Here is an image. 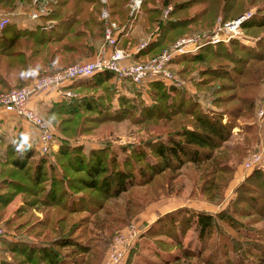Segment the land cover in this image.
Masks as SVG:
<instances>
[{
  "label": "trees",
  "instance_id": "16d2710c",
  "mask_svg": "<svg viewBox=\"0 0 264 264\" xmlns=\"http://www.w3.org/2000/svg\"><path fill=\"white\" fill-rule=\"evenodd\" d=\"M18 1L0 0V9L13 10ZM27 1L31 2V0ZM128 1L107 0V4L104 5L100 0H52L48 4L49 12L42 17L44 22L55 21L51 28L37 26L34 30H21L17 29L14 24L5 26L0 31V93L11 90L12 84L18 86L17 88L26 86L38 77L65 69L82 58L96 55L110 23H117L119 27L116 20H121L124 24L132 20L130 9L129 11L127 9ZM152 1L158 0H143L141 8ZM170 2L173 0H166L163 4L169 5ZM190 2L193 4L191 8L195 6L202 8L198 9V12L190 18H180L181 11L190 9V5L188 6ZM226 4L227 0L222 2L223 11ZM207 7L210 6L206 0H184L176 3L172 12H169L171 19L158 25L157 39L149 42L145 48L135 54L134 60H132L139 62L138 60L154 58L165 50L168 51L169 39L173 38L176 31L185 29L186 23L189 24L190 19L195 23L202 16L200 20H204L212 26L214 18L207 21L209 14ZM104 9L108 11V19L103 18ZM144 12L147 17L143 23L146 22L151 27L159 23L160 9L157 7L148 8ZM247 26V23H244V29ZM204 27H207V24H204ZM175 43L176 41L172 43L171 47ZM231 45L237 46V41H232ZM221 46L207 45L196 54L178 56L173 62L195 63L201 57L219 52ZM257 51L260 56L255 58L254 50L242 47L240 56L239 54L238 58L234 56V60L231 61L236 66L231 70L228 69L227 77L235 83L233 87L238 88L240 93L234 94L231 98H222L232 100L234 104L232 106L235 108L228 114L224 110L204 109L199 100L193 101V96L187 85H168L163 81H154L150 84L149 90L143 92L127 81L121 82L113 72L109 71L73 82L68 89L75 93L78 91L76 93L78 97L66 98L52 104L49 113L59 116L61 115L59 109L62 107L70 109L71 113L87 109L95 113L96 116L93 119L97 124L111 121L123 122L132 118L137 125L145 122L155 124L157 126L155 131L158 134L133 149L138 157L137 162L140 160L145 164L132 163L131 158L120 163L117 161V157L112 156L114 154H109L108 149L104 148V150H90L89 153H85L83 148H65L64 145H59L58 149L48 156L52 161L41 160L36 165L35 172L30 176V183L33 189L44 184V190L37 189L38 197L41 198H37L32 190L28 196L34 199L28 202V205L29 207L41 206L43 217L32 226H28L27 233L30 234L36 228L39 231L34 233V237L30 235L29 237L36 240L41 236L48 239L51 234L55 237L37 245H33L30 238V240L19 239L15 243L11 242V252L22 259L18 264H84L83 257L97 253V251L100 252L95 254V262L92 264H102L103 255L108 250L114 236L130 226L134 218L152 203L158 202L162 198L181 197L186 187L189 186L185 183V179H189V182L193 183L191 198L198 197L206 201L217 198L212 194V191H221V189L227 188L228 185L224 182L235 171L232 166L224 164L225 160L230 159L229 153L232 151L237 153V150H231L227 146L232 138L234 121L242 117L245 118L248 109L252 108L260 99L261 81L259 80L264 75V46L258 47ZM56 62L58 65L54 67ZM257 62L258 65L255 68ZM238 66H245V68H238ZM243 69H246L247 73H244ZM252 73L256 74L250 77ZM175 74L178 79L184 81L182 79L183 72H175ZM124 82L132 86H126ZM101 89L109 92L104 99L107 107L103 105V96L97 100H93L91 97H80L79 90L99 91ZM143 95L148 99H144ZM148 100L150 101L148 102ZM118 102L120 107L116 111L113 103L118 105ZM226 114L227 117H224ZM257 130H259L258 127ZM245 132L250 134L253 140L261 138L259 131L255 133L254 126L247 127ZM248 140V137L244 138L247 145H249ZM0 142H3V139L0 138ZM22 144L21 140H18L15 145ZM12 149L13 144H9L4 152L5 161L0 162L1 166L9 163L13 167L24 169L26 164L19 162L17 158L8 162L7 157L12 154ZM27 152L25 159H30L32 157L31 149L28 148ZM71 155H75L73 156L75 161L70 160L68 163L61 164L64 172L58 174L56 160L59 161V159ZM42 156L47 157V155ZM120 164L123 166L119 167ZM130 166L133 167L131 171H129ZM45 167H47L46 170ZM190 167L197 173L198 182L201 184L196 185V182L189 178V173L186 171L191 169ZM42 169L45 172H42ZM53 171L55 174H52ZM69 171L75 174L85 173L86 177L80 178V187H83V191H92L94 193L92 196L99 198L101 202H96L95 199L85 201V196L79 192L81 188L73 187L71 182L62 178L63 174L70 173ZM0 176L2 175L0 174ZM27 188L31 189L30 186ZM75 190H78L77 192L81 196H74L78 195ZM41 193L43 196L40 195ZM236 193L237 197L232 199L228 208L217 214L183 207L159 217L151 225H143L137 243L128 254L127 263L130 264L132 256L139 253V247H143L146 241L155 244L174 241L178 243L180 236L183 241L193 229L199 233L202 250H194L197 252L191 253L187 250L183 257L186 260L192 257L203 260L201 258L209 249L204 241L211 235H217L219 239H225L231 244L235 243L237 246L232 249L235 251L241 248L242 242L247 243V249L256 250L259 245H262L260 248L264 247V228L251 227L254 225L252 221L256 219L248 223L239 220V217L247 216L245 213H252L264 219V169H255L250 172L240 183ZM123 195H129L126 208L122 212L123 216L113 217L111 212L113 218L110 219V214L107 212L104 217L98 218L96 221L97 227L101 228L102 232L110 230V226L115 231L112 239L104 238L98 242L97 251L90 245V240L79 242L68 235H63V228L69 220L68 213L75 215L86 212L96 215L99 213L98 210H104L103 202L119 199ZM10 199L11 197H8L6 202L0 201V204H9ZM237 204L242 206L234 208ZM245 205L248 208H244ZM244 211L247 212L244 213ZM52 213H54L53 218L50 217ZM224 226L232 230L234 235L227 232ZM76 227L77 225H74L73 230ZM250 243L254 244L253 247H250ZM67 247H73L77 256L71 258L67 254H63L61 249ZM151 249L157 250L153 247ZM244 254L251 256L249 249ZM155 255L161 257L158 252H155ZM214 256L215 253L211 252L204 262L214 264ZM180 261L181 259L178 258L172 263ZM147 262L155 263L153 260H147ZM158 263L161 264V262Z\"/></svg>",
  "mask_w": 264,
  "mask_h": 264
},
{
  "label": "rangeland",
  "instance_id": "374dc122",
  "mask_svg": "<svg viewBox=\"0 0 264 264\" xmlns=\"http://www.w3.org/2000/svg\"><path fill=\"white\" fill-rule=\"evenodd\" d=\"M164 1L166 0L152 1L154 3L151 2L149 4H145L143 8H141L140 12L137 15L133 16L132 20L127 24H124L123 21L121 20H116L123 33L120 46L126 48L128 51H131L133 49H137L136 47L139 45L138 47L139 50L141 46L145 45L144 46L145 48L149 42H151L154 39H157V35L159 34L158 25H162L163 23L168 22L171 19V14L169 12L170 11L172 12L176 3L184 0H173V2H170L169 5H164L163 4ZM206 1L208 2V6H210L209 8L207 7V12H209L207 16V21L209 22L214 18L212 21L214 24L210 26L206 21L200 20L202 16L200 17L199 21L195 23H193L194 20L192 21V19H190L189 24L188 22L186 23L185 29H180L176 31L173 38L169 39V42L167 44L169 45L167 46L168 51L165 50V52L172 51L173 48L176 46V43H178L179 41L189 37H193L195 35L203 36V42L201 44V48L207 45H212V46L222 45L219 52L208 54L206 57H201L198 62L191 64L177 63V62L174 63L173 60L181 55L196 54L198 51L195 53L189 52V53L175 55L174 56L175 58L170 63V68L176 73L180 71L183 72L184 76L182 77V79L184 80L183 82L185 83L184 86L187 85L190 88V93L193 96V101L197 102V100H199L201 106H203L204 109L206 110H210V111L224 110L225 113L228 114L230 110L235 108L234 106H232L234 104L232 100H227L222 98H231L234 96V94H238V92L240 93V91L238 88L233 87L235 83L230 79H228L227 71H229L228 69L231 70V68L236 66L235 64L231 63V61L234 60V56L236 58H238V54L240 56L241 54L240 49H242V47L245 49L247 48L250 50L251 49L254 50L253 54L255 58L260 56V53H258L257 49L261 45L264 46V0H227L226 8L224 11L222 8V2L225 0H206ZM20 2L22 6H25L30 1L26 2L24 0H19V3ZM50 2H52V0H32V6L34 5L35 7L34 10H36L38 13L40 12V9L43 8V10L41 9L42 12L47 14L49 12L48 4ZM106 4L107 2L104 5ZM130 5H131V0L128 1V5H127L128 11L131 8ZM189 5H190L189 10H184L180 12L181 13L179 15L181 16L180 18H190L194 16L193 14L198 12V9L202 8L196 6L194 8L193 7L191 8V6H193L192 2H190L188 6ZM154 7H157L158 9L161 10V14L159 17L160 21L156 25H153L154 27H151L148 26L146 22L143 23L147 17L144 10ZM130 15H131V11H130ZM243 16H247V19L244 20V22L242 23L240 36L230 40L229 42H224L221 40H219L216 43L212 42L211 37L217 33L218 28ZM13 19L14 18H12L11 20ZM52 22L55 23V21ZM244 23H247L248 25L247 28L245 29L243 27ZM204 24H207V27H204ZM45 26L47 28H51V24L47 25L46 23ZM137 27H141V30L145 34L146 38H142V40L140 39L141 41L138 40L134 41V39L130 37L123 38L126 37L128 33L135 30ZM219 37L223 38L224 36H222L221 33ZM234 40L237 41V46L231 45L232 41ZM175 41H176L175 45L171 47L172 43ZM94 56L95 55H93V57ZM91 57L82 58L81 60L73 63L76 64L82 61H87ZM244 57H246V55H244ZM149 59L152 58H146L138 61L145 62L148 61ZM257 65L258 62L255 64V68H257ZM238 68H245V66H238ZM243 71L244 73H247L246 69H243ZM255 74L256 73H252L250 77ZM259 81H261V92H262L264 91V75L263 78L261 77ZM124 85L132 86L127 82H124ZM17 87L18 86H16L15 84H12L10 86V88L12 89ZM136 90L138 89L136 88ZM77 92L78 91H76V93ZM79 92L81 94L80 97L82 98L91 97L93 100H97L99 97L102 98L103 96L102 98L103 105L107 107L106 106L107 103L104 101V99L109 92L103 91L102 89L99 91L79 90ZM143 96L145 99L146 96L145 95ZM262 96H264V93ZM76 97H78L77 94ZM149 101L150 100H148V102ZM262 105H264V97H261L260 95V99L256 101L255 105L252 108L248 107L249 109L246 113V117L245 118L242 117L234 121V126H233L234 128L232 129V138L230 142L227 143L228 144L227 146L231 150H237V153H233V151L229 153L230 159L225 160L224 164H228L229 166H232L235 169V171L224 182L227 183L228 185L227 188L221 189V191H217V190L212 191V194H214L217 198H214L211 201L209 200L206 201L198 197L191 198V190H193L192 189L193 183L192 182L190 183L189 179H185V183L189 186L186 187L181 197L179 196L171 197L174 198V200L162 198L161 199L162 202L159 200L160 203L156 204L155 206L158 207L161 204L163 205L165 204L164 208L165 210H168L178 205H184V206L189 205V206H193L194 208H198L199 210L203 209V211H208L213 214L215 213L217 214L227 209L232 199L237 197L236 191L240 183L243 180H245V178L248 176L250 172H252L245 170L244 168L245 162L248 160L249 157H251L256 153L262 152L264 155V139L260 138L259 140L258 139L253 140L251 138V135L245 132L247 127L254 126L255 133H258L259 130H257V113H258V109ZM113 106L116 109V111H118L120 104L119 102L118 105L117 103H113ZM49 111L50 109L46 111L45 118L47 122L52 126V129L54 131L55 134L54 138H55V143L57 145V149L59 145H64L65 148H78V147L83 148L85 153H89L90 150L108 149L109 154L110 153L114 154L115 156L114 155L112 156L117 157V161H120V163L125 162L126 160L131 158L132 163H136L139 165L143 164L144 163L143 161L139 160L137 162L138 157L133 152V149L138 148L142 142L143 143L147 142L151 140L155 136V134L156 135L158 134L155 131L157 126L151 122H145L137 125L134 123L133 119L130 118L123 122L116 123L111 121L105 123L100 122L99 124H97L94 122L93 119V117L96 116L95 113L90 112L87 109H82L81 111H76V113H71L70 109H66L65 107H62L61 109H59V111H61V115L59 116H54L53 114H51V112L49 113ZM227 114L224 117H227ZM19 131L21 130L19 129ZM19 136L20 135H17V137L15 136L12 140L6 139L5 143L0 142V162L5 161L6 156L4 155V152H6L7 146L9 144H13L12 154L10 155V157H7L8 162H11V160L17 158L19 162L21 163L23 162L24 164H26V167L24 169L15 166L13 167V165L9 163L4 164L3 166H1L2 163L0 164V174L2 175L0 176V180H1L0 201L6 202L8 197H11L10 199L11 202L9 204L7 205L0 204V222L4 224V227L7 232L5 237L0 238V264H6V263L18 264V262L22 260L21 257H19L17 254H13L11 252V245H12L10 244L11 242L15 243L19 239L26 240L30 238L32 240L31 241L29 239L30 242H33V245H37L42 241L47 242L55 237L53 234L49 235L48 239L46 238L44 239L41 236L37 238L38 240L37 241L36 239L29 237V235L33 236L35 232L39 231V229L35 228L30 234L27 233L28 226H32L33 223H35L37 220H40L43 217V208L41 206L38 205V206L29 207L28 202L32 201L34 198L32 199L30 196H28V194L32 192V190H34L33 193H35V196H37V198H41L38 197L37 189L42 188L44 190L43 188L44 184H41V187H37L36 189H33L30 183V178H31L30 176L35 172V167L41 160L52 161V159H50L51 157L48 156L44 157L40 155L36 151L35 143L34 145L30 144L29 140L20 139ZM245 137L246 138L248 137L249 145H247L246 141H244ZM18 140H21L23 144L18 146L15 145L16 141ZM28 148L31 149L32 157L30 159H25V156L28 153L27 152ZM73 156L75 155H71L69 157L59 159V161L56 160V164H57L56 171L58 172V174H62L64 172V169L61 167V164L68 163L70 162V160H72V162L75 161ZM42 157H44V159H41ZM121 166H123V164L119 165V167ZM46 168L47 167H45V170ZM132 169L133 167L130 166L129 171H131ZM42 172L45 171H43L42 169ZM186 172L189 173V178H191L193 181L196 182V185L201 184L200 182H198L197 173L194 172L192 168ZM52 174H55V171H53ZM83 177L84 178L86 177L85 173L75 174L72 172L70 173L66 172L62 176L63 179H65L68 182H71L70 184L73 185V187L75 188L81 186L80 178ZM62 178L61 181H63ZM29 186L31 189L27 188ZM64 186L62 187V189L64 188ZM80 188L81 189H79V192L83 193L82 196H85L86 198L85 201L88 202L89 200L91 201L95 199L96 202H101L99 198L92 196L94 194L92 191L89 190L83 191L82 190L83 187ZM57 190H59V188H57ZM75 191L77 192L78 190ZM74 193L75 192L73 191V194ZM40 195L43 196V193H41ZM74 196L78 197L81 196V194ZM128 196L129 195H123L119 199H113V200H109L108 202L106 201L103 202L104 210L103 211L98 210L99 213H97L96 215L88 214L86 212H81L75 215H71L68 213L69 220L67 225H65L63 228L64 230L63 235L64 236L68 235L70 236V238H73L74 240H78L79 242H85L87 240H90V245L95 248V251H97L96 246L98 242L102 241L104 238H106L107 240L112 239L113 236L115 235L114 234L115 231H113L112 226H110V230L108 229V231L102 232L101 228L97 227L96 221L98 220V218L104 217V215H106L107 212H109L110 214V219L116 216H123L124 213L122 212L126 208ZM206 197L209 198V196ZM236 206L240 208L242 205L237 204L234 206V208ZM157 207H155L156 216H158V214L161 215L160 210H158ZM244 208H248V207L246 206ZM111 212L113 213V217L111 215ZM146 212H151L152 214L153 210L150 211L147 210ZM245 212L247 211H244V213ZM245 215L247 216L239 217V220L241 222L248 223L256 219L257 221L256 220L252 221L254 225L251 227L255 229L264 228V219H261L252 213H245ZM50 217L53 218L54 213H52ZM138 220L139 219L135 217L132 223L130 224V226H127L125 228V229L129 227L137 228L139 233L136 238V243L139 238V235L142 232L140 226L137 225ZM74 225H77V227L74 228L73 230ZM224 228L227 232L232 233L234 235L232 230L228 229L226 226H224ZM198 235H199L198 231L196 229H193L191 232H189L188 237L183 241L180 236V241L178 243L177 241H174V242H160L158 244H155L154 242L146 241L143 247H139L138 250L139 253H137L138 256L137 254H135V256L134 255L132 256L130 264H147L148 263L147 260L155 261V263H150V264H160L158 262H161V264L162 263L163 264H206L204 261H206L207 257L211 255V252L215 253V256L213 258V260L215 259L214 264H264V247L260 248V246L262 245L257 246L256 250L252 248H248L251 253V256H249L248 254L245 256L244 252L248 250L247 243L242 242L241 248L235 251L232 250L234 247L237 246L235 243L231 244L225 239L222 238L219 239L217 235H211L204 241V243L207 244V247L209 249L204 253L203 257L201 258L203 260H198L193 257L188 258L186 260L183 257H185L187 250H189V252L191 253V252H197L194 250H199L202 248V242L199 241ZM253 245H254L253 243H250V247H253ZM134 246L132 247V249L134 248ZM151 247H153L154 249L156 248L157 250L153 251ZM73 250H75L73 247H67L61 249V252L63 254H67L72 258L77 256ZM107 251H105L103 255V260L105 259V255ZM99 252L100 251H97V253ZM155 252H158L161 255V257L155 255ZM97 253H91L89 255H85L83 257L84 264H88V263L92 264L93 262H95V254ZM178 258L181 259L179 263H172L176 261V259Z\"/></svg>",
  "mask_w": 264,
  "mask_h": 264
},
{
  "label": "built area",
  "instance_id": "2783aa9c",
  "mask_svg": "<svg viewBox=\"0 0 264 264\" xmlns=\"http://www.w3.org/2000/svg\"><path fill=\"white\" fill-rule=\"evenodd\" d=\"M101 2L105 4L107 0H101ZM142 2L143 0H131V16H135L140 12ZM30 18L36 20L38 12L33 13ZM103 18L108 19L106 10L103 11ZM246 19L247 16H243L218 28L217 33L211 37L212 42L216 43L219 40L229 42L240 36L242 23ZM10 23L11 19L9 17H1L0 31ZM119 31L120 28L116 23H110L106 29L101 47L91 60L76 63L65 69L38 77L26 86L0 93V110L20 118L33 128L36 135V151L40 155L50 156L57 150V145L52 126L43 116L29 107V102L33 97L43 93L56 92L65 99L75 98L76 94L74 92L64 90L66 86L77 80L89 78L105 71L113 72L121 82L127 81L143 92L148 91L150 84L154 81H163L168 85L184 86L185 83L178 79L175 72L170 68V63L175 55L199 51L203 42L202 35H195L176 43V46L170 52H164L162 55L145 62H136L130 60L131 55L129 53L118 47ZM221 33L224 36L223 38L219 37ZM144 46H141L139 50ZM257 127L261 138L264 139V105L258 109ZM244 168L246 171H253L258 168L264 169L263 153L259 152L249 157L244 164ZM6 233L3 223L0 222V238L5 237ZM138 233L136 227H129L118 233L113 238L105 255V264H125L129 252L136 243Z\"/></svg>",
  "mask_w": 264,
  "mask_h": 264
},
{
  "label": "crops",
  "instance_id": "0c3cea01",
  "mask_svg": "<svg viewBox=\"0 0 264 264\" xmlns=\"http://www.w3.org/2000/svg\"><path fill=\"white\" fill-rule=\"evenodd\" d=\"M24 1L28 2L27 0H24ZM34 8H35L34 5L32 6V0H31V2H28V4L25 6H22L21 2L19 3V1H18L17 6L13 10L12 9H5V10L0 9V18L5 17V16L9 17L10 19L14 18L13 20H11L10 24H14L17 29H21V30H34L37 26H43L44 28H46V26H45L46 23H47V25L51 24V26L54 24V22H52V21L44 22L42 20V17L45 16L46 14L44 12H42L43 8H41V7L40 8L42 10L40 9V12L38 13V18L36 20H32L30 17L33 13L36 12V10H34ZM104 10L107 11V9H104ZM129 37L134 39V41L135 40L141 41L142 38H146L145 34L141 30V27H137L135 30L128 33V35L126 37H123V38H129ZM121 38H122V30L120 29V31L118 32V39H119L118 47L120 49L124 50L125 52L127 51V53L130 52L129 53L131 55L130 60H132L134 58L135 54H137L139 52L138 51L139 45L136 47L137 49H133L131 51H128L126 48L120 46ZM92 58H93V56L88 60H91ZM57 65L58 64L56 62L54 67ZM69 86L70 85L66 86L64 88V90H69L68 89ZM263 93H264V91L261 92V97H264V96H262ZM63 100H65V98L59 93H56V92L43 93V94H39V95L33 97L31 99V101L29 102V107L31 109L35 110L38 114H40L41 116H43L45 118L46 111L50 109L51 105L54 103H57V102H61ZM19 129L21 131H19ZM17 135H20L19 136L20 139L29 140L30 144H33V145H34V143L36 144L35 131L33 130V128L29 124L22 121L18 117H15V116L10 115V114H6L3 112V110H0V138L3 139V142L5 143L6 139L12 140L15 136L17 137ZM165 199L174 200V198H165ZM160 201L155 202L146 208L148 211L153 210L152 214H151V212H146L147 210H145V211L141 212L136 217L139 219L137 222V225L140 226L141 229H142L143 225H146V224L151 225L159 217H161L167 213L173 212L179 208L189 207V208L196 209L198 211H203V209L199 210L198 208H194L193 206H189V205H185V206L184 205H178L174 208H170L168 210H165V208H164L165 204L164 205L161 204L158 207L155 206L156 204L160 203ZM155 207H157L158 210H160L161 215L158 214V216H156ZM128 259H129V257H128ZM128 259L126 260L125 264H129V263H127ZM102 264H105L104 260H103Z\"/></svg>",
  "mask_w": 264,
  "mask_h": 264
}]
</instances>
